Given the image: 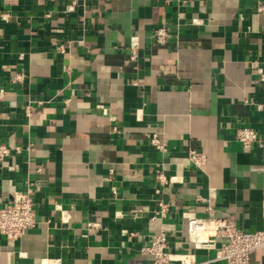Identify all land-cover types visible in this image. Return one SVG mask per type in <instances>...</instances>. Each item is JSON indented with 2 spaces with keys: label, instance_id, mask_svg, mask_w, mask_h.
Wrapping results in <instances>:
<instances>
[{
  "label": "crops",
  "instance_id": "0c3cea01",
  "mask_svg": "<svg viewBox=\"0 0 264 264\" xmlns=\"http://www.w3.org/2000/svg\"><path fill=\"white\" fill-rule=\"evenodd\" d=\"M68 3L0 0V141L11 150L0 206L42 182L36 227L14 244L0 235V264H153L140 249L159 232L174 258L225 264L193 246L187 220L264 230V0ZM160 25L163 45L152 40ZM238 128L259 143L243 147ZM249 264H264V250Z\"/></svg>",
  "mask_w": 264,
  "mask_h": 264
},
{
  "label": "built area",
  "instance_id": "2783aa9c",
  "mask_svg": "<svg viewBox=\"0 0 264 264\" xmlns=\"http://www.w3.org/2000/svg\"><path fill=\"white\" fill-rule=\"evenodd\" d=\"M86 0H69L66 5V12L73 13L76 7H85ZM2 19L8 18L7 14L1 15ZM198 20H192V24H198ZM170 34L165 25L157 27L152 34V40L155 44L163 45L166 43ZM131 61L136 58V49L134 43L130 45ZM59 52H64L62 45L57 46ZM25 80L22 74H17L13 82L22 83ZM259 83L264 87V72H259ZM29 107L27 116H29ZM235 138L243 147L248 148L253 144L259 143L257 134L249 128H238L235 132ZM151 145L160 152H165V142L156 138L151 139ZM19 149L16 148V151ZM11 150L0 141V165H4L10 157ZM188 159L198 170H202L205 164V157L202 153L190 151ZM7 170L13 171V166H7ZM112 173V170L110 171ZM160 184L172 183L175 178L167 179L161 172L155 176ZM42 182L36 181L33 184H27L23 192L15 194L10 201L0 206V235H2L8 244H14L22 235L30 229L36 227V211L34 196L41 189ZM159 215L164 217L168 212V205L159 202ZM261 214L264 217V191L261 198ZM100 225L89 223L88 227L96 228ZM187 233L189 239L196 249L216 250L215 260L223 261L225 264H249L250 255L256 251L264 250V230L255 232H244L238 229L234 220L230 217L221 219H198L189 218L187 220ZM135 234H130L134 237ZM221 239L218 243L217 239ZM168 247L166 236L163 232L154 235L147 246L140 249L143 254L152 258L153 264H200L197 263L192 254L178 255L177 258L167 254Z\"/></svg>",
  "mask_w": 264,
  "mask_h": 264
}]
</instances>
